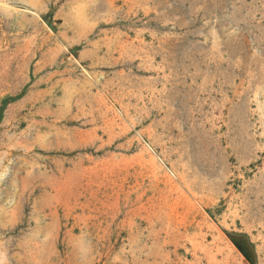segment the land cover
I'll return each mask as SVG.
<instances>
[{
  "label": "rangeland",
  "instance_id": "1",
  "mask_svg": "<svg viewBox=\"0 0 264 264\" xmlns=\"http://www.w3.org/2000/svg\"><path fill=\"white\" fill-rule=\"evenodd\" d=\"M0 2V237L16 227L17 258L208 264L184 234L195 199L228 264H264V0Z\"/></svg>",
  "mask_w": 264,
  "mask_h": 264
},
{
  "label": "bare ground",
  "instance_id": "2",
  "mask_svg": "<svg viewBox=\"0 0 264 264\" xmlns=\"http://www.w3.org/2000/svg\"><path fill=\"white\" fill-rule=\"evenodd\" d=\"M3 1V0H2ZM8 2V1H7ZM0 3H2V2H0ZM4 3V5L5 6H7V4L8 3H6V1L5 2H3ZM1 6H2V4H1ZM4 6V7H5ZM9 6V5H8ZM8 8V7H7ZM10 8V7H9ZM31 9V8H30ZM13 10V9H12ZM15 10V9H14ZM32 10V9H31ZM31 12H33V10L31 11ZM33 14H34V12H33ZM35 14H37V13H35ZM25 15V14H24ZM84 22V21H83ZM75 25V24H74ZM82 31V30H81ZM254 95V94H253ZM107 104V103H106ZM261 106H262V104H261ZM260 106V107H261ZM109 107V106H108ZM112 107V106H111ZM114 107V106H113ZM110 108V107H109ZM106 109V108H105ZM115 109V108H114ZM113 109V110H114ZM110 110H111V108H110ZM263 110V109H262ZM111 121V120H110ZM115 123V122H114ZM113 123V125H115ZM116 126V125H115ZM118 126V125H117ZM124 127V125L122 126V128ZM129 128V127H128ZM136 134H139V133H137L136 132ZM144 149V148H143ZM147 149V148H146ZM146 149H145V152H143L142 154H141V157L142 158H144V159H147V163H148V165H149V168L151 167L152 168V172H154V173H156L155 171L156 170H160L161 169V167H160V169H157L158 167H157V163L159 162V161H157L156 160V157L155 156H153V155H151L150 153H147L146 152ZM143 151V150H142ZM140 157V158H141ZM143 160V159H142ZM143 162H145V161H143ZM159 164V163H158ZM150 168V169H151ZM162 171V170H161ZM152 172H150V173H152ZM158 172V171H157ZM158 174V173H157ZM163 174V173H162ZM154 176V175H153ZM164 176V175H163ZM171 176V175H170ZM160 177H162V175L160 176ZM172 177V176H171ZM160 179V178H159ZM158 180V179H157ZM164 182H165V184H167L168 186H171V185H173V184H175V182L174 181H172V179L170 178V177H167L166 175L164 176ZM179 181V180H178ZM180 183H181V181H180ZM188 184V183H187ZM181 186H182V184H180ZM172 188H173V186H172ZM184 188L185 189H187V187L186 186H184ZM179 189V188H178ZM184 189V190H185ZM173 190H177V187H176V189H173ZM187 190H190L189 188L187 189ZM191 191V190H190ZM179 193V192H178ZM181 193H182V191H181ZM185 194V193H184ZM183 194V195H184ZM188 194H191V193H189L188 192ZM183 195L181 194H179V196H182V198H183ZM193 194H191V196H192ZM194 196V195H193ZM192 196V197H193ZM184 197H186V196H184ZM192 197H190V198H192ZM197 197V196H196ZM181 197H180V199H182ZM200 198V197H199ZM198 198V199H199ZM186 199H188V198H186ZM197 199V198H196ZM197 199V201H199ZM177 200V199H176ZM179 200V199H178ZM184 200V199H183ZM188 201H189V199H188ZM194 201V202H193ZM193 201L191 202V205H193V206H195V208L198 206V208H197V211H201V214H203L202 215V219H200L201 221L197 224L196 222V224L194 225V226H192V227H194V230L195 231H192L191 233L190 232H188L189 231V228H185L184 229V234H185V238H186V241L190 244V246H191V248H193L192 250H193V256L195 257V260L198 262V263H200L201 262V256L200 255H202L203 257H204V259L206 260V263H208V264H221V263H224V264H228V261L230 260V254H228L226 251L228 250V252H230L229 250H231V248H232V245H231V243L224 237V235H223V233L221 232V230H220V228L217 226V225H215L214 224V222H212L211 220H210V217H209V215H206V214H204L203 212H205V211H203V209H201L202 207H201V205H200V202H196V200L195 199H193ZM190 203V202H189ZM189 206V205H188ZM187 208V207H186ZM192 208V207H191ZM190 208V209H191ZM194 208V210H196ZM199 209V210H198ZM187 210H189V209H187ZM206 213V212H205ZM189 214V213H188ZM195 216H197V215H195ZM201 216V215H200ZM201 218V217H200ZM196 219V218H195ZM195 221V220H194ZM222 223V222H221ZM224 223H222V225H223ZM154 226V225H153ZM224 226V225H223ZM196 227V228H195ZM6 228V227H5ZM16 228V227H15ZM15 228H13V229H8L7 231H8V233H6V234H4L5 236L4 237H0V264H22V263H24V264H30V263H32V262H30L31 261V255H30V253H29V255H25L24 256V261L22 260V259H19V258H17L16 257V254H14L13 253V250L15 249V248H17L18 247V245H16V243H14L13 242V240L10 238V233H15L16 232V229ZM18 228V227H17ZM2 229H4V228H2ZM152 232H153V230H152ZM210 232H212V234H209ZM156 233H158V231L156 232ZM235 233V232H234ZM189 234V235H188ZM157 235H159V233L157 234ZM230 236V235H229ZM235 236V235H234ZM228 237V236H227ZM175 238H179V240H180V238H181V233L178 235H175ZM152 239V238H151ZM161 241V240H160ZM175 242H178V240L177 241H175ZM234 242V241H233ZM163 243H165L164 241H163ZM235 243V242H234ZM236 244V243H235ZM164 245V244H163ZM160 246V245H159ZM25 248H27V249H31V247H30V245L29 244H27V243H25L24 245H22L21 244V249L22 250H25ZM226 251H225V250ZM30 251V250H29ZM29 251H27V252H29ZM230 253H232V251L230 252ZM150 254V253H149ZM199 254V255H198ZM218 255L220 256H222V260H221V258H220V260L221 261H219V258H218ZM233 256V255H232ZM236 256V255H235ZM234 256V257H235ZM154 257V256H153ZM237 257L241 260V262H243V259H242V257H240L239 255H237ZM155 258V257H154ZM232 258V257H231ZM223 259H224V261H223ZM239 259H235V260H238V263H239ZM156 260V259H155ZM233 260H234V258H233ZM223 261V262H222ZM154 262V261H153ZM234 262V261H233ZM155 263V262H154ZM156 264V263H155ZM236 264V263H235Z\"/></svg>",
  "mask_w": 264,
  "mask_h": 264
}]
</instances>
